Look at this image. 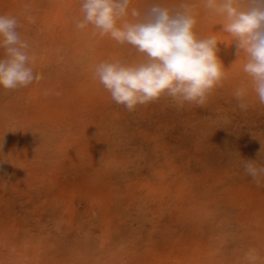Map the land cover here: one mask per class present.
<instances>
[{"label":"rangeland","instance_id":"1","mask_svg":"<svg viewBox=\"0 0 264 264\" xmlns=\"http://www.w3.org/2000/svg\"><path fill=\"white\" fill-rule=\"evenodd\" d=\"M205 2L130 0L129 21L153 3L189 5L197 38L219 43L225 79L203 106L161 97L128 111L93 69L146 54L76 28L82 0H0L44 77L0 87V264H248L249 251L264 264V178L243 169L264 143V105Z\"/></svg>","mask_w":264,"mask_h":264},{"label":"clouds","instance_id":"2","mask_svg":"<svg viewBox=\"0 0 264 264\" xmlns=\"http://www.w3.org/2000/svg\"><path fill=\"white\" fill-rule=\"evenodd\" d=\"M130 0H82L83 18L75 22L78 29L91 24L100 36L110 35L120 44H129L146 60L129 65L119 59L101 62L93 69V78L107 90L112 100L133 111L161 97H169L178 107L185 103L203 106L214 89L225 79V67L218 57L215 37L197 38L193 29L196 19L190 6L181 4L170 10L159 3L148 6L143 14L130 12ZM205 8L226 23L223 30L234 38L236 56L245 54L243 71L251 77L253 91L264 105V0H206ZM15 16L0 15V87L18 90L44 77L29 66L31 44L22 39ZM246 88H238L234 96L241 110L247 109ZM99 142V141H98ZM244 160V172L257 184L264 178V162ZM254 264L252 251L245 254Z\"/></svg>","mask_w":264,"mask_h":264},{"label":"bare ground","instance_id":"3","mask_svg":"<svg viewBox=\"0 0 264 264\" xmlns=\"http://www.w3.org/2000/svg\"><path fill=\"white\" fill-rule=\"evenodd\" d=\"M167 264H169V263H167ZM171 264V263H170Z\"/></svg>","mask_w":264,"mask_h":264}]
</instances>
